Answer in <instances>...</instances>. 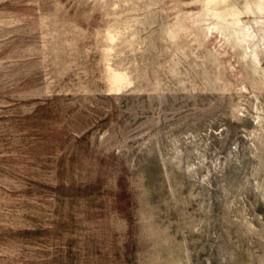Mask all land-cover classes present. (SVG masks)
I'll list each match as a JSON object with an SVG mask.
<instances>
[{
	"label": "rangeland",
	"instance_id": "obj_1",
	"mask_svg": "<svg viewBox=\"0 0 264 264\" xmlns=\"http://www.w3.org/2000/svg\"><path fill=\"white\" fill-rule=\"evenodd\" d=\"M0 264H264V0H0Z\"/></svg>",
	"mask_w": 264,
	"mask_h": 264
}]
</instances>
